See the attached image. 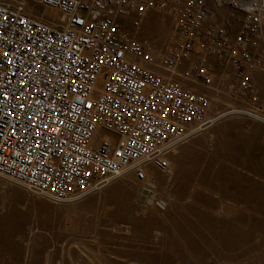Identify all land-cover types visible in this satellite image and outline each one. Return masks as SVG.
<instances>
[{
	"label": "built area",
	"instance_id": "built-area-1",
	"mask_svg": "<svg viewBox=\"0 0 264 264\" xmlns=\"http://www.w3.org/2000/svg\"><path fill=\"white\" fill-rule=\"evenodd\" d=\"M176 6V40L156 61L125 23ZM219 11L243 14L240 26ZM263 22L264 0H0V174L64 200L130 167L146 179L150 160L165 170L169 145L206 124L210 98L194 88L217 68L259 102L250 47ZM183 60L192 89L160 73Z\"/></svg>",
	"mask_w": 264,
	"mask_h": 264
},
{
	"label": "rangeland",
	"instance_id": "rangeland-1",
	"mask_svg": "<svg viewBox=\"0 0 264 264\" xmlns=\"http://www.w3.org/2000/svg\"><path fill=\"white\" fill-rule=\"evenodd\" d=\"M178 15L176 6L125 27L158 61L176 40ZM242 15L216 13L234 28ZM250 49L261 62L252 68L259 102L236 96L233 73L217 68L211 84L194 88L210 98L206 124L169 145L165 170L147 162L146 179L127 168L64 200L0 174V264H264V22ZM187 65L160 73L192 89L180 74Z\"/></svg>",
	"mask_w": 264,
	"mask_h": 264
},
{
	"label": "water",
	"instance_id": "water-1",
	"mask_svg": "<svg viewBox=\"0 0 264 264\" xmlns=\"http://www.w3.org/2000/svg\"><path fill=\"white\" fill-rule=\"evenodd\" d=\"M155 198H156V193H154V192H149L148 189H144V190H143V192H142V196H141V199H143V200H147L148 203H153L154 200H155ZM156 202H157L158 204H160V205H162V204L164 203L163 200H162L161 198H158V199L156 200Z\"/></svg>",
	"mask_w": 264,
	"mask_h": 264
},
{
	"label": "bare ground",
	"instance_id": "bare-ground-1",
	"mask_svg": "<svg viewBox=\"0 0 264 264\" xmlns=\"http://www.w3.org/2000/svg\"><path fill=\"white\" fill-rule=\"evenodd\" d=\"M17 1V0H16ZM30 6V5H29ZM33 6V5H32ZM31 7V6H30ZM45 11H47L49 14H51V15H53V16H57V14L55 13V12H53V11H51V10H47V9H45ZM137 29V28H136ZM158 64H156V66H157ZM176 70H173V73L175 72ZM176 73V72H175ZM180 73V72H179ZM181 74V73H180ZM182 75V74H181ZM147 162H149V163H153L154 164V161L153 160H150V161H147ZM148 163V164H149ZM131 168V167H130ZM148 170V169H147Z\"/></svg>",
	"mask_w": 264,
	"mask_h": 264
}]
</instances>
